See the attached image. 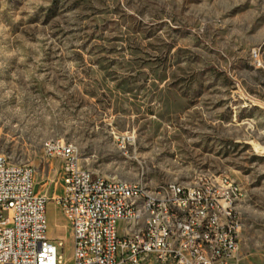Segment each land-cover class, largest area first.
I'll list each match as a JSON object with an SVG mask.
<instances>
[{"label":"rangeland","instance_id":"1","mask_svg":"<svg viewBox=\"0 0 264 264\" xmlns=\"http://www.w3.org/2000/svg\"><path fill=\"white\" fill-rule=\"evenodd\" d=\"M59 140L149 188L229 175L233 264H264V0H0V151L33 168L71 264L60 161L43 153Z\"/></svg>","mask_w":264,"mask_h":264},{"label":"built area","instance_id":"2","mask_svg":"<svg viewBox=\"0 0 264 264\" xmlns=\"http://www.w3.org/2000/svg\"><path fill=\"white\" fill-rule=\"evenodd\" d=\"M43 153L60 161L62 193L52 200L71 231V264H233L242 223L240 212L227 207L228 190L203 188L198 176L191 190L166 182L165 205L143 198L148 214L133 213L127 190L144 184L94 174L81 164L78 147L60 140ZM209 175L229 182L225 173ZM150 190L160 185H144ZM46 203L34 189L33 168L0 151V264H67L58 253L63 240L47 234Z\"/></svg>","mask_w":264,"mask_h":264},{"label":"bare ground","instance_id":"3","mask_svg":"<svg viewBox=\"0 0 264 264\" xmlns=\"http://www.w3.org/2000/svg\"><path fill=\"white\" fill-rule=\"evenodd\" d=\"M65 146H74L72 143L61 141ZM51 141H47L43 144V148H48ZM201 178V177H200ZM118 182H125L126 180L117 179ZM128 182V181H127ZM228 190L227 207L238 211V204L242 201L237 199V193L244 196L243 190L240 185L232 178L229 177V182L226 179H219L217 175L209 176L201 179V187L208 189ZM174 186L178 190H191L190 184H181L174 182ZM127 198H135V204H133V213L148 214V203H143V198H157V205H165V198H167V184H161L160 190L144 191V185H137V190L128 189Z\"/></svg>","mask_w":264,"mask_h":264},{"label":"crops","instance_id":"4","mask_svg":"<svg viewBox=\"0 0 264 264\" xmlns=\"http://www.w3.org/2000/svg\"><path fill=\"white\" fill-rule=\"evenodd\" d=\"M242 202V201H241ZM241 202L238 204V210L240 212V216H241V211H240V206H241ZM119 231H120V225H119ZM241 234V233H240Z\"/></svg>","mask_w":264,"mask_h":264}]
</instances>
